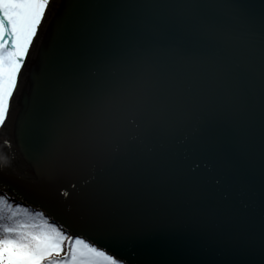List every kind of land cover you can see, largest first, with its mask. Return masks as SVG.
<instances>
[{
    "label": "water",
    "instance_id": "obj_1",
    "mask_svg": "<svg viewBox=\"0 0 264 264\" xmlns=\"http://www.w3.org/2000/svg\"><path fill=\"white\" fill-rule=\"evenodd\" d=\"M0 127V193L122 264H264V0H52Z\"/></svg>",
    "mask_w": 264,
    "mask_h": 264
},
{
    "label": "snow or ice",
    "instance_id": "obj_2",
    "mask_svg": "<svg viewBox=\"0 0 264 264\" xmlns=\"http://www.w3.org/2000/svg\"><path fill=\"white\" fill-rule=\"evenodd\" d=\"M49 0H0V124ZM0 196V264H121L107 252ZM68 240V249L63 243Z\"/></svg>",
    "mask_w": 264,
    "mask_h": 264
},
{
    "label": "rangeland",
    "instance_id": "obj_3",
    "mask_svg": "<svg viewBox=\"0 0 264 264\" xmlns=\"http://www.w3.org/2000/svg\"><path fill=\"white\" fill-rule=\"evenodd\" d=\"M51 2H52V0H49V4H48V6L46 7V9H47V11L49 10V8H50V5H51ZM46 9H45V11H46ZM46 13V12H45ZM45 15V14H44ZM38 30H39V27H38ZM38 30H37V32H38ZM37 34V33H36ZM36 36V35H35ZM33 42V41H32ZM30 47H31V45H30ZM30 47H29V50H30ZM29 52L30 51H28V55H29ZM26 57H27V55L25 56V58H24V61H25V59H26ZM23 64H24V62H23ZM23 64H22V66H21V69H22V67H23ZM21 71V70H20ZM19 75H20V72L18 73V76H17V83H18V79H19ZM16 87H17V85H16ZM15 87V88H16ZM14 92H15V89H14V91H13V94H14ZM13 97H14V95L10 98V106H9V112H10V109H11V106H12V101H13ZM9 112H8V114H9ZM8 114H7V116H8ZM6 116V117H7ZM6 119V118H5ZM3 124V123H2ZM2 124H0V127H1V125ZM28 208V207H27ZM63 245H64V247H66L67 249H68V241L66 240L64 243H63Z\"/></svg>",
    "mask_w": 264,
    "mask_h": 264
},
{
    "label": "trees",
    "instance_id": "obj_4",
    "mask_svg": "<svg viewBox=\"0 0 264 264\" xmlns=\"http://www.w3.org/2000/svg\"><path fill=\"white\" fill-rule=\"evenodd\" d=\"M0 196H3V195L0 194ZM6 198H7V197H6ZM8 202H9V203H12L13 206H15V205H19V204L15 203V202H13V201H11V200H9V199H8ZM20 206H21V205H20ZM21 208H22L23 210H26L28 214H30V215H32V216H34V217L36 216L37 213H41V212L34 211V210L30 209V208L23 207V206H21ZM41 214H42V213H41ZM38 218H39V219H47V218L44 217L43 214H42V216H40V217H38ZM47 220H48V219H47ZM49 223H51V222H49ZM66 236H69V235L66 234ZM66 240H67V239H66ZM66 240H65V241H66ZM65 241H64V242H65ZM67 241H68V240H67ZM63 251H65V252L67 251V248L64 247V245H63Z\"/></svg>",
    "mask_w": 264,
    "mask_h": 264
},
{
    "label": "bare ground",
    "instance_id": "obj_5",
    "mask_svg": "<svg viewBox=\"0 0 264 264\" xmlns=\"http://www.w3.org/2000/svg\"><path fill=\"white\" fill-rule=\"evenodd\" d=\"M47 9H48V8H47ZM47 9H46L45 12H47ZM45 14H46V13H45ZM44 17H45V15L43 16V18H42V20H41V24H42V21H43ZM41 24L38 26L39 28H40ZM37 30H38V29H37ZM38 31H39V30H38ZM37 33H38V32H37ZM36 36H37V34H36ZM36 36H34V38H33V42H34ZM33 42H32V44H33ZM32 44H31V47H32ZM31 47H30V49H31ZM29 51H30V50H29ZM29 54H30V53H29ZM28 57H29V55L27 54V57H26V59H25V61H24V64H23V67H22V69H21V71H20V75H19V79H18L17 87H18V84H19V80H20V77H21V73H22V71H23V68H24L25 65H26V61H28ZM17 87L15 88V92H16V90H17ZM15 92H14V94H15ZM14 94H13V95H14Z\"/></svg>",
    "mask_w": 264,
    "mask_h": 264
}]
</instances>
